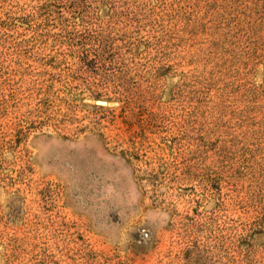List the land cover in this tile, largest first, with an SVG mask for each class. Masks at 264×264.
Wrapping results in <instances>:
<instances>
[{"label":"rangeland","instance_id":"obj_1","mask_svg":"<svg viewBox=\"0 0 264 264\" xmlns=\"http://www.w3.org/2000/svg\"><path fill=\"white\" fill-rule=\"evenodd\" d=\"M0 264H264V0H0Z\"/></svg>","mask_w":264,"mask_h":264},{"label":"water","instance_id":"obj_2","mask_svg":"<svg viewBox=\"0 0 264 264\" xmlns=\"http://www.w3.org/2000/svg\"><path fill=\"white\" fill-rule=\"evenodd\" d=\"M97 103L98 104H101V105H106L107 102L106 101H103V100H97Z\"/></svg>","mask_w":264,"mask_h":264}]
</instances>
